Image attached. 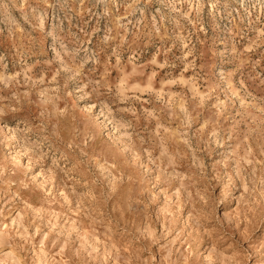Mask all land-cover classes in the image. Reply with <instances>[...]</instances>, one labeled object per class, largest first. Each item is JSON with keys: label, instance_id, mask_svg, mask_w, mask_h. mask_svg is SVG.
<instances>
[{"label": "rangeland", "instance_id": "374dc122", "mask_svg": "<svg viewBox=\"0 0 264 264\" xmlns=\"http://www.w3.org/2000/svg\"><path fill=\"white\" fill-rule=\"evenodd\" d=\"M0 264H264V0H0Z\"/></svg>", "mask_w": 264, "mask_h": 264}]
</instances>
